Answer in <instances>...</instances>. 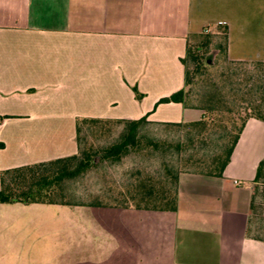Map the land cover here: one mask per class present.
<instances>
[{"label":"crops","instance_id":"1","mask_svg":"<svg viewBox=\"0 0 264 264\" xmlns=\"http://www.w3.org/2000/svg\"><path fill=\"white\" fill-rule=\"evenodd\" d=\"M218 23L228 58L264 60V0H0V172L77 152L79 117H199L153 104ZM263 156L248 116L220 175L177 172L173 209L0 201V264H264Z\"/></svg>","mask_w":264,"mask_h":264},{"label":"trees","instance_id":"2","mask_svg":"<svg viewBox=\"0 0 264 264\" xmlns=\"http://www.w3.org/2000/svg\"><path fill=\"white\" fill-rule=\"evenodd\" d=\"M216 26L222 30L221 34L201 31L195 35H202L206 44L210 41L211 36L219 37V40L213 46L217 50L219 60L225 61V66L224 64H220L219 66L221 68L215 73L216 77L206 78L205 85L202 86L201 90L196 91L194 98H192L190 96L191 88L188 85L194 82L193 77L195 75L198 77L200 73H203L205 67H210L211 65L201 58L197 59V56L195 57L193 55L187 39L184 54L179 57L183 64V84L170 93L158 97L153 107L158 102L179 101L185 106L195 107L201 110L199 117L195 119L162 122L171 124L182 123L185 127L183 135L177 138L176 143H174L177 149L203 139L216 141V147L208 154L196 155L191 151L186 153L182 160L185 164L192 162L197 167L186 171L220 175L229 160L230 152L245 119L248 116H254L261 119L264 123V60L228 58L225 53V25L218 23ZM187 57L194 58L195 60L193 71L186 64ZM216 63L218 64L220 61L217 59ZM246 64L262 66V68L260 71L258 69L255 71L247 68L239 69L241 66L245 67ZM132 88L135 95L141 97L142 93L138 91L137 87L133 85ZM232 111L238 115L239 120L237 123H235L233 117L229 114ZM221 112L228 113L227 118L231 120L230 126L234 128L232 131L229 129L230 126L228 127L222 122L212 121V114L217 115L216 119L220 120L222 118ZM147 113H144L138 118L129 119H107L88 116L77 118V152L2 170L0 172V201L21 200L25 202L82 203L54 199L57 193L63 191L65 179L83 172L93 161V153L90 149L88 150L82 147L79 133L80 123L86 120L97 122L114 120L121 122L123 124L122 129L116 140L101 149V156L103 158L117 159L126 153L130 146L139 143L143 135L141 131L144 125L151 121L146 118ZM146 141L154 148H158L164 144V140H157L150 137ZM176 174L172 176V188L170 191L163 187L154 188L153 186L145 189L135 188L128 198L122 200V203L114 205H133L135 207L151 209H173L176 197ZM253 180L264 182V156L257 162ZM129 201H132V203H128ZM88 204L106 205L99 200L88 202Z\"/></svg>","mask_w":264,"mask_h":264},{"label":"rangeland","instance_id":"3","mask_svg":"<svg viewBox=\"0 0 264 264\" xmlns=\"http://www.w3.org/2000/svg\"><path fill=\"white\" fill-rule=\"evenodd\" d=\"M214 33L221 34L222 30L217 29ZM217 40L219 37L214 35L210 37L207 44L202 35H193L188 39L193 55L211 65L205 67L203 73H200L198 77L195 75L194 82L188 85L191 88L190 96L192 98L196 91L201 90L205 85L206 78L216 77L215 73L221 68L219 65L224 64L225 66L226 64L225 61L219 60L217 50L213 46ZM217 59L220 61L218 64L216 63ZM194 62V58L187 57L186 64L192 71ZM243 68L260 71L262 66L246 64L245 67H239L241 70ZM192 100L194 101V99ZM220 114H222L220 120L216 119L217 115L212 114V121L222 122L229 127L231 120L227 118L228 113L221 112ZM229 114L237 123L239 120L237 113L232 111ZM122 125L121 122L114 120L99 122L86 120L80 123L79 133L82 147L90 149L93 153V161L83 172L65 179L63 191L57 193L54 199L82 203L99 200L103 204L114 205L122 203V200L128 198L135 188L145 189L153 186L154 188L163 187L170 191L173 174L197 168L192 162L183 163L182 159L186 153L192 151L196 155L208 154L216 147V141L203 139L177 149L174 143L185 130L182 123L171 124L151 120L144 125L141 131L142 138L137 145L130 146L129 150L117 159L103 158L101 156L102 147L116 140ZM229 129L232 131L234 128L230 126ZM148 137L164 140V144L154 148L146 141ZM128 203L131 204L132 201Z\"/></svg>","mask_w":264,"mask_h":264},{"label":"built area","instance_id":"4","mask_svg":"<svg viewBox=\"0 0 264 264\" xmlns=\"http://www.w3.org/2000/svg\"><path fill=\"white\" fill-rule=\"evenodd\" d=\"M202 31H204V32H210L209 26L208 25L203 26Z\"/></svg>","mask_w":264,"mask_h":264}]
</instances>
